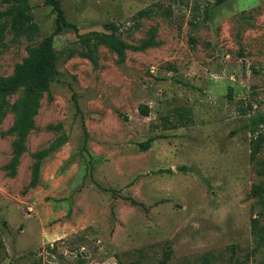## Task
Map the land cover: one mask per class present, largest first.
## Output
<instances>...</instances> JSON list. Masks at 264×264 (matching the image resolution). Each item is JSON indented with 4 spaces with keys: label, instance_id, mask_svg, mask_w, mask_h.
Masks as SVG:
<instances>
[{
    "label": "rangeland",
    "instance_id": "1",
    "mask_svg": "<svg viewBox=\"0 0 264 264\" xmlns=\"http://www.w3.org/2000/svg\"><path fill=\"white\" fill-rule=\"evenodd\" d=\"M29 1L41 41L57 14ZM60 1L78 30L56 35L58 50L110 22L130 44H156L123 63L105 45L96 64L59 61L17 161L16 114L4 116L0 264H264L252 232L253 218L264 227V124L255 156L247 127L264 113V0ZM29 43L7 33L0 75Z\"/></svg>",
    "mask_w": 264,
    "mask_h": 264
},
{
    "label": "trees",
    "instance_id": "2",
    "mask_svg": "<svg viewBox=\"0 0 264 264\" xmlns=\"http://www.w3.org/2000/svg\"><path fill=\"white\" fill-rule=\"evenodd\" d=\"M225 0H216L220 4ZM46 5H52L56 12L55 28L41 41L36 39L40 36L41 31L38 23L35 21L33 13V5L29 0H0V43H4L7 33L13 35V39L26 37L30 42L27 46L28 56L18 63L11 75H0V122L12 110L16 114L15 123L9 130L8 134H17L19 139L15 141L16 161L20 154L24 151V142L29 132L35 128L34 117L38 114L40 108V100L44 92L50 90V86L55 76L59 73L57 64L61 60L70 59L76 54L89 58L94 64L97 63V48L105 45L118 55L119 63L125 62L127 58V50H144L156 43L153 38L143 42L140 45H133L118 35L119 26L115 22L105 25L108 32L93 31L89 34L79 35V47L63 48L58 50L54 46V38L61 34L67 28L72 27L78 30L77 26L68 22L64 9L60 0H45ZM154 11L150 6L141 9L138 17H149ZM172 10L169 8L166 15H171ZM25 88L24 94L15 100L12 104L7 99L8 96L18 93ZM145 113H148L146 110ZM264 124V113H259L256 118L247 126L251 130L254 138L251 141L252 152L255 156L261 148L263 134L258 132V126ZM155 138H149L140 143L143 150H148ZM65 138L48 150H42L37 153L39 159L45 158L49 150H53L60 143H64ZM34 177L31 182L32 186H36L39 182L40 166L37 165L34 171ZM252 232L257 236L256 245L253 253L264 251V227L257 225L256 218L252 220ZM76 264H85V260L78 258ZM205 264H213L206 260Z\"/></svg>",
    "mask_w": 264,
    "mask_h": 264
}]
</instances>
